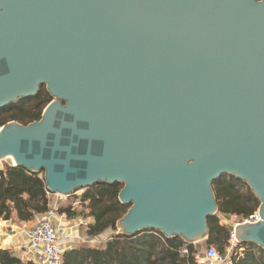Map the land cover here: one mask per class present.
Returning a JSON list of instances; mask_svg holds the SVG:
<instances>
[{
  "label": "water",
  "instance_id": "obj_1",
  "mask_svg": "<svg viewBox=\"0 0 264 264\" xmlns=\"http://www.w3.org/2000/svg\"><path fill=\"white\" fill-rule=\"evenodd\" d=\"M41 85L39 120L0 125V161L61 196L121 183L116 233L194 244L234 176L260 218L235 238L264 249V0H0V109Z\"/></svg>",
  "mask_w": 264,
  "mask_h": 264
},
{
  "label": "trees",
  "instance_id": "obj_2",
  "mask_svg": "<svg viewBox=\"0 0 264 264\" xmlns=\"http://www.w3.org/2000/svg\"><path fill=\"white\" fill-rule=\"evenodd\" d=\"M52 100L45 85L29 98L19 99L0 109V125L9 121L27 124L39 120L45 106ZM122 184L97 183L84 188L81 195L76 192L65 197L56 212L67 218H89L80 230L87 238H98L107 230L113 235L102 245L91 241H80L63 253L62 264H196L194 254L197 243H186L182 238L166 237L162 232L144 229L132 235L115 233L116 222L128 210L129 205L118 199ZM217 212L207 218L208 237L206 246L213 245L219 253L228 245L231 226L221 223L222 218L232 215L239 220L247 218L259 207V200L242 180L222 175L212 183ZM43 174L33 173L22 166L4 164L0 170V219L26 222L36 214L50 208ZM186 247L187 254H181ZM243 255L238 256V248ZM233 264H264V249L251 242H239L232 255ZM0 264L24 263L10 250L0 249Z\"/></svg>",
  "mask_w": 264,
  "mask_h": 264
},
{
  "label": "built area",
  "instance_id": "obj_3",
  "mask_svg": "<svg viewBox=\"0 0 264 264\" xmlns=\"http://www.w3.org/2000/svg\"><path fill=\"white\" fill-rule=\"evenodd\" d=\"M11 162L0 161V170L4 169V164ZM55 198H62L58 194L48 192ZM58 206L55 204L44 213L36 214L30 225L24 224L26 242L23 247V258H28L31 264H62V257L65 250L70 249L72 245L68 242L71 233H75L80 224H86L88 221L79 220L75 223L68 221L64 214L56 212ZM231 218L237 217L232 215ZM258 209L247 218L231 222V230L228 239V245L223 253H219L213 245L206 246L194 254L196 264H233L232 255L237 248L238 241L235 238L234 227L239 223H255L259 221ZM92 241V240H91ZM186 247L182 248L181 254H187ZM243 255V247L238 248V256Z\"/></svg>",
  "mask_w": 264,
  "mask_h": 264
},
{
  "label": "crops",
  "instance_id": "obj_4",
  "mask_svg": "<svg viewBox=\"0 0 264 264\" xmlns=\"http://www.w3.org/2000/svg\"><path fill=\"white\" fill-rule=\"evenodd\" d=\"M50 196V206H53L54 204L56 206H59L60 204H62L65 200V197H62V198H55L53 197V195H49ZM34 219V218H33ZM30 220V221H26V222H13L11 220H3V219H0V231L2 233L5 234V237L3 239V248L4 250H10L14 255H16V257H18L20 260H21V257H23V247L25 245V242H26V236H25V229L23 227L24 224H27V225H30L31 222L33 221ZM75 219L77 218H74V219H70L71 221H75ZM91 219L88 220V222L90 221ZM221 223H223V220H221ZM230 226L231 224L228 223ZM71 245L74 246L76 244H78V241H74V239H72L70 241ZM98 245V244H97ZM198 245V249L199 250H202L206 247V245L203 244V241L202 242H199L197 243ZM100 246V244H99ZM23 261L24 263H27L29 262L28 261V258H23Z\"/></svg>",
  "mask_w": 264,
  "mask_h": 264
},
{
  "label": "rangeland",
  "instance_id": "obj_5",
  "mask_svg": "<svg viewBox=\"0 0 264 264\" xmlns=\"http://www.w3.org/2000/svg\"><path fill=\"white\" fill-rule=\"evenodd\" d=\"M6 161L7 162H10L9 159H6ZM83 191H84V188L77 190L76 193H77V195H81L83 193ZM76 218H77V219H75L76 221H79V220H86V221H88L89 220V218H86V219H84V218H78V217H76ZM70 219H74V218H68L67 220L68 221H71ZM236 219L239 220L238 218H236ZM236 219H234V221H236ZM222 220H223V223H226V224L227 223L234 222L233 221V218H231V217L228 218V219L227 218H222ZM76 221H73L72 220L71 223H75ZM81 225H84V224L83 223L80 224L78 226L76 232L75 233H71L70 237H68V242L69 243H70V241L72 239H74V241H78V243L80 241H91L92 240L91 242H93L95 245H97V244L98 245L99 244L102 245L103 243H105L111 237V235H113V231L107 230L104 233H102L98 238H87L86 236L83 235V231L80 230ZM117 230L120 231L121 228L120 227L119 228L116 227L115 233L117 232Z\"/></svg>",
  "mask_w": 264,
  "mask_h": 264
}]
</instances>
